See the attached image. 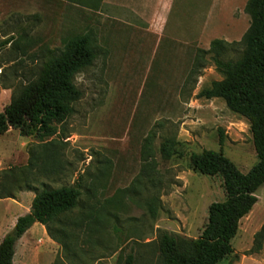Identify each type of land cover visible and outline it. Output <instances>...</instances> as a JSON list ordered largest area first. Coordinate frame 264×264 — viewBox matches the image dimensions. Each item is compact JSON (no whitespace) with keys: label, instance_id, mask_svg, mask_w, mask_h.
<instances>
[{"label":"rangeland","instance_id":"374dc122","mask_svg":"<svg viewBox=\"0 0 264 264\" xmlns=\"http://www.w3.org/2000/svg\"><path fill=\"white\" fill-rule=\"evenodd\" d=\"M246 2L175 0L165 22L131 0H0V42L10 41L0 49V112L66 39L89 33L95 49L92 65L74 77L81 93L74 113L50 143L17 130L0 136V171L26 166L31 156L29 181L36 188L82 185L79 206L63 225L51 226L58 252L45 254L37 243L42 234L30 231L33 243L17 245L15 264L41 258L46 264H122L128 255L133 264H162L161 231L184 240L200 236L208 206L225 193L219 176L192 169L191 154L221 152L243 174L257 162L248 121L222 99L198 97L222 79L206 52L211 41L241 40L250 21ZM232 45L224 60L241 50ZM256 193L258 204L231 241L233 253L218 264H264V231L255 239L264 226V186ZM33 196L21 191L15 200H0V240ZM155 198L153 219L145 203ZM90 213L102 220L98 233L87 226Z\"/></svg>","mask_w":264,"mask_h":264},{"label":"trees","instance_id":"16d2710c","mask_svg":"<svg viewBox=\"0 0 264 264\" xmlns=\"http://www.w3.org/2000/svg\"><path fill=\"white\" fill-rule=\"evenodd\" d=\"M244 13L250 19L249 26L241 40L233 43L241 47L234 59H223L232 44L219 39L211 41L206 52L212 54L211 60L222 79L213 81L198 97L222 99L230 112L248 121L257 162L243 174L221 152L203 150L200 154H191L190 165L194 171L222 179L225 199L208 206L207 223L198 238L184 240L160 232L158 251L162 264H218L230 256L231 241L238 233L240 221L251 212L258 201L256 192L264 186V0H247ZM9 42H0V49ZM94 59L95 49L89 33L66 39L58 51H48L38 72L13 91L10 103L0 112V136L17 130L22 137L50 143L46 141L57 135V126L74 113V104L81 97L74 77L90 67ZM167 144L161 147L163 158L171 155ZM30 158L26 166L0 171V200L15 199L21 191L34 193L30 211L18 217L12 230L0 241V264H13L16 242L35 223L44 226L49 238L61 245L51 226L63 225V217L80 204L82 185L78 182L59 188L42 184L38 189L32 185ZM157 204V198L145 203L153 219L157 216ZM85 218L89 229L98 233L102 227L100 217L90 213ZM263 231L264 226L255 234V239ZM133 262V257L128 255L122 264Z\"/></svg>","mask_w":264,"mask_h":264},{"label":"crops","instance_id":"0c3cea01","mask_svg":"<svg viewBox=\"0 0 264 264\" xmlns=\"http://www.w3.org/2000/svg\"><path fill=\"white\" fill-rule=\"evenodd\" d=\"M125 1V0H124ZM127 1V0H126ZM132 2H133V4H136V5H139V8H146V7H148L149 9H152V10H154V11H156V13H155V16H164V18H165V22L167 21V19L169 18V16L171 15V12H172V10H173V7H174V3H175V0H131ZM121 3H122V0H121ZM10 132V130L7 132V133H9ZM6 133V134H7ZM26 159H25V161H27V155H26V157H25ZM25 192H30V191H25ZM31 193H33V192H31ZM34 194V193H33ZM257 194V193H256ZM257 196V198H258V201H257V203L256 204H258V202H259V195H256ZM34 197V196H33ZM16 199V198H15ZM15 199H11V200H15ZM1 200H4V201H6V199H1ZM32 200H33V198H32ZM32 200H31V202H32ZM255 204V205H256ZM30 206H31V204H30ZM254 207V206H253ZM30 211V207H29V210H28V212ZM253 211V208H252V210H251V212ZM27 212V213H28ZM250 212V213H251ZM27 213H25V214H27ZM249 213V214H250ZM24 214V215H25ZM248 214V215H249ZM20 216H23L22 214H20V215H18L17 217H15L14 219H13V221H12V223H11V227H10V230L9 231H11L12 230V228L14 227V225H15V223H16V220H17V218L18 217H20ZM245 218V217H244ZM35 230V233H39V234H42V236H43V240H41V239H38L37 240V243H39L40 244V247H41V249H43L44 251H45V254H46V252H48V254L50 255V254H52L53 252H55V253H57L58 252V247H59V244L58 243H56L55 241H53V240H51L50 238H49V236L47 235V233H46V231H45V228H44V226H42L41 224H39V223H35V224H33L24 234H23V236L16 242V244H15V247H14V257H13V264H15V257H16V247H17V245L19 244V243H23V241L24 242H30V243H33L31 240H30V235H29V233H30V231H34ZM9 231H6L5 232V227H4V229L2 230V235H1V237L3 238L4 236H5V234H7ZM34 233V234H35ZM2 238H1V240H2ZM0 240V241H1ZM45 243V245H47L45 248H43V244ZM34 244H36V243H34ZM47 257H48V255H47ZM52 261H53V259L48 263V264H51L52 263ZM45 262H47L45 259H43V258H41V260L39 261V260H37V261H35L34 262V264H46ZM23 264H26V262L25 263H23ZM238 264H242V261L241 262H239Z\"/></svg>","mask_w":264,"mask_h":264}]
</instances>
